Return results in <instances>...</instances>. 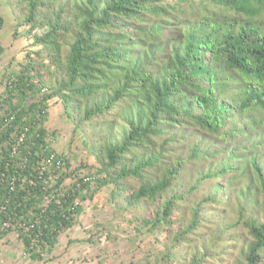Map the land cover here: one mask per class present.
Wrapping results in <instances>:
<instances>
[{
    "label": "trees",
    "instance_id": "1",
    "mask_svg": "<svg viewBox=\"0 0 264 264\" xmlns=\"http://www.w3.org/2000/svg\"><path fill=\"white\" fill-rule=\"evenodd\" d=\"M11 1L40 60L0 91V239L41 261L82 202L131 189L170 242L158 264L177 247L178 264H264V0ZM54 96L96 167L50 146Z\"/></svg>",
    "mask_w": 264,
    "mask_h": 264
},
{
    "label": "rangeland",
    "instance_id": "2",
    "mask_svg": "<svg viewBox=\"0 0 264 264\" xmlns=\"http://www.w3.org/2000/svg\"><path fill=\"white\" fill-rule=\"evenodd\" d=\"M16 5L11 0H0V14L4 24L0 29V91L4 88L6 76L17 71L27 55L40 60L35 54L38 45L33 44L36 29L29 30L27 24H17ZM45 59L42 62L45 63ZM45 78L51 79V75ZM50 146L70 159L73 167L80 164L96 167L95 156L85 143V130L74 128L73 121L66 116L62 104L56 96L48 101V118L45 122ZM80 168V172L87 168ZM130 191L125 196L116 197L104 188L91 200L82 202V213L77 216L73 227L64 231L57 244L44 255L43 260H32L24 252L15 233L0 239V264H158L164 261L161 251L169 245L160 230L148 232L141 224L140 217L148 209V204H126ZM176 224L169 227L175 231ZM166 242V243H165ZM185 248V247H184ZM177 247L167 256V264H178L182 260V250Z\"/></svg>",
    "mask_w": 264,
    "mask_h": 264
}]
</instances>
